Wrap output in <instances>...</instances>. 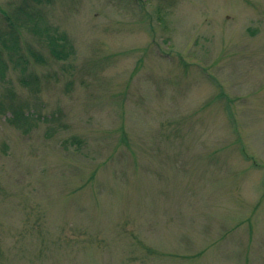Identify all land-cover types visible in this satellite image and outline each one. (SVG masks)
<instances>
[{
    "label": "rangeland",
    "instance_id": "1",
    "mask_svg": "<svg viewBox=\"0 0 264 264\" xmlns=\"http://www.w3.org/2000/svg\"><path fill=\"white\" fill-rule=\"evenodd\" d=\"M38 7L71 49L0 39V264H264V0Z\"/></svg>",
    "mask_w": 264,
    "mask_h": 264
},
{
    "label": "trees",
    "instance_id": "2",
    "mask_svg": "<svg viewBox=\"0 0 264 264\" xmlns=\"http://www.w3.org/2000/svg\"><path fill=\"white\" fill-rule=\"evenodd\" d=\"M51 0H20V4H17L12 10H14L13 16L11 17L8 14L3 12L4 20L6 21V26L4 29L0 30V39H2L3 46L6 50L16 51L17 50V26L28 28L33 34L37 35L40 38L46 40L45 45L50 54L57 59H65L69 55V50L71 46L64 34L59 35H50L46 29L36 26L35 22L41 18L40 12H32L31 8L41 6L43 4H49ZM33 6V7H32ZM10 42L11 44H8ZM69 48L67 50L66 48ZM39 56H37V59ZM12 60V59H11ZM42 60V59H41ZM24 61V60H23ZM7 62L2 58L0 54V79L4 77L6 70ZM11 118L20 119V114L16 110L11 111Z\"/></svg>",
    "mask_w": 264,
    "mask_h": 264
}]
</instances>
